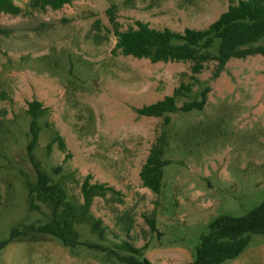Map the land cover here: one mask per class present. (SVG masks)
I'll return each instance as SVG.
<instances>
[{
    "label": "rangeland",
    "instance_id": "374dc122",
    "mask_svg": "<svg viewBox=\"0 0 264 264\" xmlns=\"http://www.w3.org/2000/svg\"><path fill=\"white\" fill-rule=\"evenodd\" d=\"M27 1V2H26ZM0 13V239L14 227L44 223L48 206L30 204L27 182L37 174L28 153V103L47 111L32 153L69 199L82 202L87 175L122 193V202L95 198L91 211L106 226L104 237L89 224L78 226L74 249L53 236L11 242L0 264H123L109 249L122 241L146 246L153 264H188L209 224L218 216H241L264 199V56L231 59L214 76L215 62L193 74L190 62H158L124 56L108 10L121 31L136 21L151 28L206 29L239 0H74L59 10ZM191 87L178 107L200 101L202 110H178L163 118L136 109ZM166 130L168 147L160 193L144 187L140 171L152 146ZM59 134L67 151L52 144ZM155 213L156 229L146 217ZM134 225L123 230L125 215ZM223 264H264V235L254 234L236 259Z\"/></svg>",
    "mask_w": 264,
    "mask_h": 264
},
{
    "label": "trees",
    "instance_id": "16d2710c",
    "mask_svg": "<svg viewBox=\"0 0 264 264\" xmlns=\"http://www.w3.org/2000/svg\"><path fill=\"white\" fill-rule=\"evenodd\" d=\"M74 0H30L27 5L34 11H45L47 8L59 10ZM24 9L13 0H0V13L20 15ZM110 23L113 25L117 38L115 50L124 56L138 59H149L152 63L190 62L193 74H200L210 62L216 63L214 76L225 69L226 64L233 58L246 59L249 56H264V0H239L229 5L217 20L206 29L186 28L183 32L169 28L155 29L147 23L136 21V27L121 31L115 21L113 7L108 10ZM5 30L0 29V33ZM191 87L182 85L171 96L163 100L136 109L141 116L163 118L164 124L171 121L169 114L178 110L190 112L193 109L202 110L206 104L205 89L200 101L193 100L178 107L177 98L183 91ZM47 111L42 103L33 100L28 103V113L31 117V141L28 153L36 169L37 181L27 182L30 204L38 208L39 204L49 207L50 219L44 223L23 225V229L14 227L7 239H0V250L11 242L42 241L46 236L59 239L64 246L74 249L81 246L78 226L89 224L93 230L104 237L106 226L99 217L91 211L95 198L118 200L122 202V193L114 187L104 183H92V175H87L81 185L82 202L69 199L66 189L55 183L48 172L43 170L32 153L36 146L41 126L39 118ZM59 143V148L66 152V143L57 134L52 144ZM168 147L166 130H163L151 148L150 154L140 171V178L144 187L155 193H160L163 183V169L170 163L164 159ZM123 230L129 234L134 220L125 215ZM151 231L156 229L155 213L146 217ZM264 235V199L248 213L235 216L223 214L209 224V231L200 238L194 260L188 264H223L238 258L251 241L252 235ZM116 249H109L115 258L123 264H153L144 257L146 246L136 247L128 241L116 245Z\"/></svg>",
    "mask_w": 264,
    "mask_h": 264
},
{
    "label": "crops",
    "instance_id": "0c3cea01",
    "mask_svg": "<svg viewBox=\"0 0 264 264\" xmlns=\"http://www.w3.org/2000/svg\"><path fill=\"white\" fill-rule=\"evenodd\" d=\"M14 1V3L16 4L17 3V0H13ZM27 2V1H26Z\"/></svg>",
    "mask_w": 264,
    "mask_h": 264
}]
</instances>
